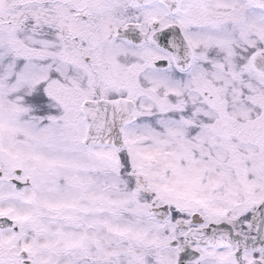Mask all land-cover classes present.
<instances>
[{
    "label": "snow or ice",
    "instance_id": "obj_1",
    "mask_svg": "<svg viewBox=\"0 0 264 264\" xmlns=\"http://www.w3.org/2000/svg\"><path fill=\"white\" fill-rule=\"evenodd\" d=\"M0 264H264V0H0Z\"/></svg>",
    "mask_w": 264,
    "mask_h": 264
}]
</instances>
